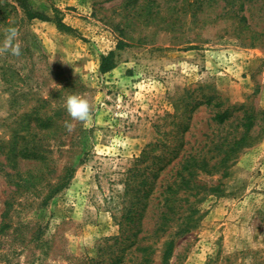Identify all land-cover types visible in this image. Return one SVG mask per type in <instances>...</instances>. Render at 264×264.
Masks as SVG:
<instances>
[{"label": "rangeland", "instance_id": "374dc122", "mask_svg": "<svg viewBox=\"0 0 264 264\" xmlns=\"http://www.w3.org/2000/svg\"><path fill=\"white\" fill-rule=\"evenodd\" d=\"M28 2L45 18L0 0V45L9 25L21 45L19 56L0 54V264L108 258L144 194L129 170L164 136L180 153L156 173L141 221L155 227L175 179L193 193L179 204L195 227L176 239L170 264H264V0L238 1L242 23L220 17L224 0H206L207 21L188 0ZM110 52L114 67L103 72ZM73 93L89 101L90 123L68 115ZM220 108H231L224 123ZM249 114L253 128L235 144ZM25 146L39 158L14 156ZM191 154L206 167L184 178Z\"/></svg>", "mask_w": 264, "mask_h": 264}, {"label": "trees", "instance_id": "16d2710c", "mask_svg": "<svg viewBox=\"0 0 264 264\" xmlns=\"http://www.w3.org/2000/svg\"><path fill=\"white\" fill-rule=\"evenodd\" d=\"M20 5L26 10L28 17L30 18H42L44 19V14L40 11L35 10L28 0H18ZM224 11L220 14L221 18L232 19L238 23H242L243 20H246V17L240 16V11L243 9V6L238 7L239 0H224ZM188 4L192 7L193 16L197 19L202 18L204 21H207L209 14L201 15L205 11L204 4L206 0H193L191 2L188 0ZM12 6V5H11ZM14 7V6H13ZM199 21V20H198ZM58 25H64L62 21L58 22ZM120 47H122L123 40L119 41ZM114 67L113 53L110 52L108 55L102 57L101 70L106 72ZM211 99L205 100L206 103H211ZM204 103V102H201ZM231 108H220L216 111L214 119L219 123L226 122L231 116ZM239 109V108H238ZM242 109V108H240ZM176 114L173 116L175 117ZM246 121L244 125L246 130L241 136L235 137V144H243L247 140V135L251 132L254 125V116L249 114L246 116ZM173 132V130H172ZM179 130L175 129V136L178 135ZM167 134V132H164ZM169 135V134H167ZM40 140V137L38 138ZM158 140L156 142L150 143L143 150L141 156L136 159L135 165L130 168L129 175L130 179L132 178L134 182L141 183L144 186V194L141 197H138V194L134 196L135 199H138L137 202L132 204V207L129 210L128 216L121 224L120 234L113 236L112 240V249L110 256L108 258L102 257L100 255L99 259H93L91 264H153L155 261L156 253V243L162 242V254H161V263L160 264H170V259L173 256L174 249L176 246V239L192 232L195 227L192 223L184 221L186 218H182L184 213L182 210L184 207L179 203L181 201H189L190 196L193 195L192 192L186 191V194H181L180 190L177 189V181L170 183L164 190L165 195L163 198V206L160 212L157 215V221L153 229L143 228L141 219L143 218L144 210L148 206L152 195L154 194L156 187V173H160L165 167H167L175 157H178L179 142L176 140ZM36 147H33L36 150L39 145L36 144ZM173 153H175L173 155ZM14 156L21 157H32L39 158V152L31 151L27 146L21 148L19 151L14 153ZM184 169L187 172L182 175H191L192 172L198 167H206L205 165H200V160L195 155H188L186 157ZM223 161V158L221 162ZM215 167V166H213ZM140 179V180H139ZM154 184V185H153ZM148 186V188H146ZM141 187L138 190H142ZM188 190L192 191V188ZM196 192L195 194H197ZM206 193V191L204 192ZM194 194L195 197H197ZM201 199V198H199ZM142 201H145V207L142 206ZM143 207V208H142ZM142 208V209H141ZM188 213H195L198 211L197 208L187 207ZM182 218V220H181ZM145 232V234H143ZM102 251L105 249L101 248ZM102 257V258H101ZM211 264V260L207 262Z\"/></svg>", "mask_w": 264, "mask_h": 264}, {"label": "clouds", "instance_id": "9594fccd", "mask_svg": "<svg viewBox=\"0 0 264 264\" xmlns=\"http://www.w3.org/2000/svg\"><path fill=\"white\" fill-rule=\"evenodd\" d=\"M6 35L2 45H0V54L10 52L14 56L21 55V45L17 42L18 28L14 25H9L6 28ZM64 107L68 115L73 120L81 122H91V106L89 101L83 96L73 93L67 95L64 101ZM68 131H71L73 125L71 122L66 121Z\"/></svg>", "mask_w": 264, "mask_h": 264}]
</instances>
